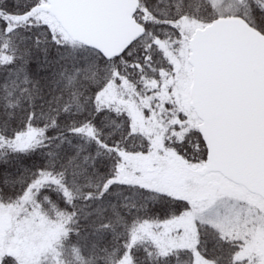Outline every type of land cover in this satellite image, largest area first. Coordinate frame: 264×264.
Here are the masks:
<instances>
[{
	"label": "snow or ice",
	"instance_id": "6c2138e0",
	"mask_svg": "<svg viewBox=\"0 0 264 264\" xmlns=\"http://www.w3.org/2000/svg\"><path fill=\"white\" fill-rule=\"evenodd\" d=\"M0 264H264V0H0Z\"/></svg>",
	"mask_w": 264,
	"mask_h": 264
}]
</instances>
